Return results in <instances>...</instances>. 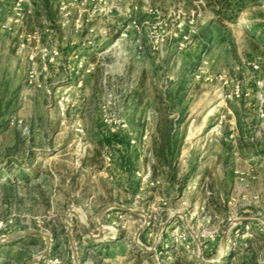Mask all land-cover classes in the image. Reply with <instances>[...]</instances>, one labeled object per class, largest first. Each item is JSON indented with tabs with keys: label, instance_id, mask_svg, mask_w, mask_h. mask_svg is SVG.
<instances>
[{
	"label": "rangeland",
	"instance_id": "374dc122",
	"mask_svg": "<svg viewBox=\"0 0 264 264\" xmlns=\"http://www.w3.org/2000/svg\"><path fill=\"white\" fill-rule=\"evenodd\" d=\"M245 3L228 20L207 0H0V179L29 173L32 153L40 167L0 181L10 264H95L91 242H116L105 264L250 255L264 237V0ZM108 133L126 146H102ZM255 251L263 263L264 241Z\"/></svg>",
	"mask_w": 264,
	"mask_h": 264
},
{
	"label": "trees",
	"instance_id": "16d2710c",
	"mask_svg": "<svg viewBox=\"0 0 264 264\" xmlns=\"http://www.w3.org/2000/svg\"><path fill=\"white\" fill-rule=\"evenodd\" d=\"M208 1V5L213 9V12L219 16L220 18H227L228 20H232V18L235 16V14H238L240 11H242L243 9L246 8V3L245 0H207ZM48 3L49 0H43V6L42 9L47 11L48 8ZM253 27L255 29H262L264 30V22L262 23H252ZM165 141L162 144V152L163 155L161 158H163L165 160L166 164H169V160H172L175 156L176 151L178 150V143H176V141L172 140L170 136L167 135V137H165ZM243 139V137H242ZM100 144L102 146H108L109 148H113V150L115 151L117 147L119 146H123L125 147L126 145V140L121 137L118 134H112V133H108V134H104L102 137V140L100 142ZM167 154H169L170 159H167ZM31 162L29 163V169L31 170L29 173H26L24 169H21V171L19 172V177H1L0 181L4 184H7L9 186L15 185L20 181H23L24 183H30L33 179V175H38L40 174V167L36 166V160L34 157V154L32 153L31 155ZM124 162V160H123ZM123 165H125V162L123 163ZM24 168V167H23ZM10 172V171H9ZM9 176V175H8ZM4 178V179H3ZM263 236H259L256 238V243L254 244V246H251L248 250V252L250 253V255H244V251H242L241 255H239L237 253V251L234 252H229L228 256L223 259L220 263L218 264H264L260 262V260L258 259L257 256V252L255 251V248L257 247V245L259 244V242L264 241L263 240ZM38 239V238H37ZM22 240H18L15 241L12 244H17ZM248 242H252V241H248ZM91 245H89V247L87 248V250H94L95 247H98V251L96 252V257H97V261L95 264H105L104 260L106 259H113V254L114 253H109V252H113L111 250H114L116 247V242H111L108 243L106 245L104 244H95V243H90ZM139 253V258L137 259V261H135L134 264H142V260L146 259L149 260L150 257L148 254L144 253V252H138ZM241 256V257H239ZM0 258L6 260L5 264H10V260L9 257H7L6 254L0 253ZM240 258V259H238ZM182 259V258H180ZM264 259V256H263ZM181 260H177L175 263L173 264H205L203 262H201L200 260H196L194 262H190L188 261V257H185L184 259ZM111 264V261L110 263Z\"/></svg>",
	"mask_w": 264,
	"mask_h": 264
},
{
	"label": "water",
	"instance_id": "95a60500",
	"mask_svg": "<svg viewBox=\"0 0 264 264\" xmlns=\"http://www.w3.org/2000/svg\"><path fill=\"white\" fill-rule=\"evenodd\" d=\"M120 209L122 210H126L125 208L123 207H119ZM77 216L76 212L75 211H70L67 215V222L69 223V227L67 229V234L69 236V241L72 243L73 239H72V232L73 230L76 228V225L73 221V217ZM148 217L146 216V221L148 222ZM242 221H247L246 219H243V220H240V222ZM99 228L100 229H104L103 226H101L100 224H98ZM90 237L91 240H99L102 238V235H99L98 237H94L90 232L87 233ZM140 233H138L137 235V238L139 236ZM28 235H19V236H16L14 237L12 240L14 239H21V238H24ZM34 237H40V238H44L46 240V243H47V246H46V249H45V252L41 255V258H45L50 252H51V246H52V239L51 237L48 235V234H45V233H42V232H38V233H34L33 234ZM2 242H0L1 244ZM143 250L147 253H149V251L145 248H143ZM75 260L77 261V254L75 253ZM40 261L38 259H34V260H31V261H28L27 264H38Z\"/></svg>",
	"mask_w": 264,
	"mask_h": 264
}]
</instances>
